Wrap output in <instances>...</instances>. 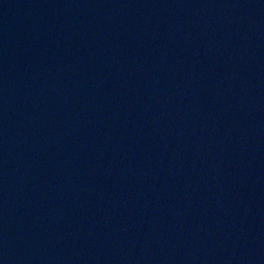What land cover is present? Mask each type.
I'll return each mask as SVG.
<instances>
[{
    "label": "water",
    "instance_id": "1",
    "mask_svg": "<svg viewBox=\"0 0 264 264\" xmlns=\"http://www.w3.org/2000/svg\"><path fill=\"white\" fill-rule=\"evenodd\" d=\"M0 264H264V0H0Z\"/></svg>",
    "mask_w": 264,
    "mask_h": 264
}]
</instances>
